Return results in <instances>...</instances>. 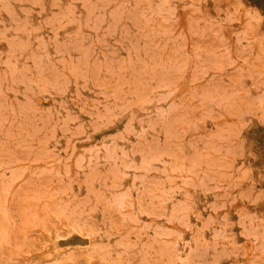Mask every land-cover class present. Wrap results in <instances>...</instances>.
<instances>
[{"label":"rangeland","instance_id":"374dc122","mask_svg":"<svg viewBox=\"0 0 264 264\" xmlns=\"http://www.w3.org/2000/svg\"><path fill=\"white\" fill-rule=\"evenodd\" d=\"M0 264H264V0H0Z\"/></svg>","mask_w":264,"mask_h":264},{"label":"bare ground","instance_id":"6f19581e","mask_svg":"<svg viewBox=\"0 0 264 264\" xmlns=\"http://www.w3.org/2000/svg\"><path fill=\"white\" fill-rule=\"evenodd\" d=\"M253 135V134H252Z\"/></svg>","mask_w":264,"mask_h":264}]
</instances>
